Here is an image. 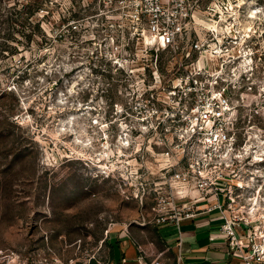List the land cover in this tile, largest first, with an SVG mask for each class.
I'll return each instance as SVG.
<instances>
[{"label":"rangeland","instance_id":"374dc122","mask_svg":"<svg viewBox=\"0 0 264 264\" xmlns=\"http://www.w3.org/2000/svg\"><path fill=\"white\" fill-rule=\"evenodd\" d=\"M130 1L0 0L1 252L25 256L46 237L63 262L107 252L113 231L148 222L154 188L174 173L143 126L150 93L166 97L184 63L160 50L155 70L156 52L129 33ZM190 1L199 25L221 11L234 26L231 53L248 50L229 68L260 56L228 123H239L231 179L264 233V0Z\"/></svg>","mask_w":264,"mask_h":264},{"label":"built area","instance_id":"2783aa9c","mask_svg":"<svg viewBox=\"0 0 264 264\" xmlns=\"http://www.w3.org/2000/svg\"><path fill=\"white\" fill-rule=\"evenodd\" d=\"M130 6L136 29L129 33L156 52L155 70L160 50L180 55L184 63L180 64L183 73L163 88L166 97L152 92L147 98L152 120L143 128L153 133V144L163 150L160 158L174 159L169 165L174 173L162 182L163 187L154 188L156 197L148 222L172 225L180 237L183 221L218 210L222 217L219 233L228 245L227 256L234 251L244 264H264V233L251 225L252 207L239 202L243 183L231 179L234 170L230 167L239 161V155L233 152L239 145V123H228L232 90L240 81H251L261 66L257 60L260 56H251L247 66L240 61L228 67V62L236 63L241 52L248 50L239 49L236 55L230 52L238 37L234 26L221 17V11H213L201 26L203 15L190 0H131ZM247 54H252L251 49ZM45 240L44 248L25 256L0 251V264H119L101 245L84 258L74 254L63 262L48 237ZM150 264L163 263L154 259Z\"/></svg>","mask_w":264,"mask_h":264},{"label":"crops","instance_id":"0c3cea01","mask_svg":"<svg viewBox=\"0 0 264 264\" xmlns=\"http://www.w3.org/2000/svg\"><path fill=\"white\" fill-rule=\"evenodd\" d=\"M221 222L218 210L203 212L182 222L179 237L172 225L143 221L107 236V254L119 264H150L154 259L163 264H244L234 251L227 256L228 245L219 233Z\"/></svg>","mask_w":264,"mask_h":264}]
</instances>
